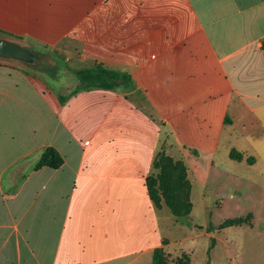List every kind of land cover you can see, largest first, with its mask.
Returning <instances> with one entry per match:
<instances>
[{"label":"crops","instance_id":"0c3cea01","mask_svg":"<svg viewBox=\"0 0 264 264\" xmlns=\"http://www.w3.org/2000/svg\"><path fill=\"white\" fill-rule=\"evenodd\" d=\"M0 29L56 66L132 79L72 92L0 60V264H150L154 248L168 252L146 186L165 140L187 166L192 207L211 181L257 180L264 0H0ZM45 147L58 167H34Z\"/></svg>","mask_w":264,"mask_h":264},{"label":"rangeland","instance_id":"374dc122","mask_svg":"<svg viewBox=\"0 0 264 264\" xmlns=\"http://www.w3.org/2000/svg\"><path fill=\"white\" fill-rule=\"evenodd\" d=\"M41 64L29 65L13 59L8 60L25 69L34 70L61 90L74 89L78 81L73 69L62 64L55 65L51 55L43 48L33 49ZM169 145V146H168ZM170 147V148H169ZM173 143L165 140L162 150L177 159L179 154ZM257 180L240 179L227 183L209 182L202 193H193V207L184 217L172 215L165 205L159 210V221L163 235L168 240L166 258L174 263L182 252L189 255L188 264H264V164L252 172ZM236 191L235 196L230 193ZM253 224L241 223L210 232L202 229L209 221L218 225L225 218L249 217ZM211 237L215 238L212 245Z\"/></svg>","mask_w":264,"mask_h":264},{"label":"trees","instance_id":"16d2710c","mask_svg":"<svg viewBox=\"0 0 264 264\" xmlns=\"http://www.w3.org/2000/svg\"><path fill=\"white\" fill-rule=\"evenodd\" d=\"M1 36L17 38V36L0 29ZM264 44V43H263ZM41 64V63H39ZM32 65V64H29ZM73 75L78 81L72 92L80 88L102 87L115 89L121 85H128L132 79L127 72L109 68L100 63H95L92 66L75 69ZM60 101H64L65 95H60ZM229 156L233 159L240 160L243 158V153L236 149H230ZM251 157H246L250 161ZM63 161L62 155L53 147H45L34 167L41 166L58 167ZM146 186L149 197L153 205L160 208L165 205L172 215L182 217L187 215L192 207L190 200V182L187 178V166L183 159L173 158L167 155L162 147L157 151L152 162L151 171L146 177ZM234 216L225 218L217 226H213L209 222L208 231L212 229H220L233 224L249 223L250 217ZM212 245L215 238L211 237ZM190 261L189 255L186 252L176 258L174 263H171L166 258L165 250L162 246L154 248L152 252L150 264H188Z\"/></svg>","mask_w":264,"mask_h":264},{"label":"water","instance_id":"95a60500","mask_svg":"<svg viewBox=\"0 0 264 264\" xmlns=\"http://www.w3.org/2000/svg\"><path fill=\"white\" fill-rule=\"evenodd\" d=\"M0 58L13 59L26 64H39L40 61L32 48L18 40L0 35Z\"/></svg>","mask_w":264,"mask_h":264}]
</instances>
